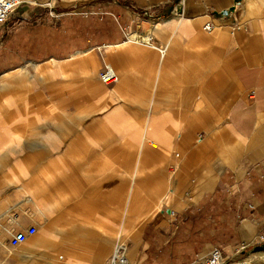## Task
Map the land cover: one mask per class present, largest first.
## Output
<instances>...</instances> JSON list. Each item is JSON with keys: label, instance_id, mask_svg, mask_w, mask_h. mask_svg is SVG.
Instances as JSON below:
<instances>
[{"label": "crops", "instance_id": "obj_1", "mask_svg": "<svg viewBox=\"0 0 264 264\" xmlns=\"http://www.w3.org/2000/svg\"><path fill=\"white\" fill-rule=\"evenodd\" d=\"M12 14L0 26L4 87L41 77L42 114L106 96L98 144L128 150L138 129L156 141H138L143 174L130 171L128 152L96 154L122 169L80 183L72 222L60 221L41 181L14 178L16 190L0 200V264H108L121 243L127 264L197 263L242 245L264 264V0H23ZM71 61L84 66L79 76L64 75ZM103 63L99 77L106 65L118 74L111 87L97 78ZM24 202L38 231L14 246L4 214Z\"/></svg>", "mask_w": 264, "mask_h": 264}, {"label": "rangeland", "instance_id": "obj_2", "mask_svg": "<svg viewBox=\"0 0 264 264\" xmlns=\"http://www.w3.org/2000/svg\"><path fill=\"white\" fill-rule=\"evenodd\" d=\"M132 33H150L152 35L151 32L137 30ZM100 52H105V49L102 48ZM104 63L112 64L109 61ZM104 63L100 66L97 74L99 80L101 79L99 73ZM61 67L64 69V75L70 77L79 76V73L84 70V66L80 67L75 61L68 62ZM62 68L56 72L60 73ZM43 71L46 76L52 75L45 69ZM34 74L35 72L32 71L31 75ZM42 80L41 77L39 79L33 77L26 86L17 81L11 82L5 87L0 80V200L8 198L9 192L16 190L17 183L14 181L16 177L21 179L19 183L22 185L29 181H41L40 192L45 189L46 193L49 192L47 194L49 197H55L56 211L60 213V221L72 222L75 214L79 216L80 213L79 209L75 212L73 205L74 191L80 188V183L84 187V184L96 180L97 169H115V167L122 169L121 161L100 160L97 157L99 155L96 154L128 152L130 159L127 165L130 171L139 169V173L143 174L149 162L133 160V157H136L141 151L138 141L142 139L150 145L151 140H155V138L146 135L144 139L142 129H138L129 130L131 142L135 143H130L128 150H123L121 145L98 144L95 135L97 132L95 118L98 117L97 115L105 116L106 113L100 112L98 109L107 104L106 96L97 97L95 94L91 98V102L87 101L83 107L68 104L64 108L59 107L57 111L42 114L40 109L42 98L38 95V93L42 94ZM115 83L116 81L108 86L111 87ZM31 100L34 105L32 112L26 109V102ZM45 114L49 116L48 122H42L40 119ZM118 114L125 115L123 112ZM28 117L29 120L34 118L33 123H27ZM22 136L24 138L22 150L15 151L12 148L13 144L20 141ZM39 141H44L46 145H38ZM86 195L89 194L83 192L82 196ZM124 201L120 200L118 208L115 209L116 232L119 229V222L122 220ZM82 203L84 204L85 201L83 200ZM160 203L163 207L164 201ZM80 206L78 204V207ZM88 216L92 218L89 220L98 219L96 210ZM120 236H122V232ZM225 254L231 259L246 257L249 259L245 250L235 249L232 253L225 252Z\"/></svg>", "mask_w": 264, "mask_h": 264}, {"label": "built area", "instance_id": "obj_3", "mask_svg": "<svg viewBox=\"0 0 264 264\" xmlns=\"http://www.w3.org/2000/svg\"><path fill=\"white\" fill-rule=\"evenodd\" d=\"M22 1L23 0H0V26L9 21L10 16L21 5ZM85 13H89V11L85 10ZM148 42H153L152 35H149ZM100 78L103 82L112 84L118 80V74L112 66L106 65L100 74ZM27 202L13 206L4 214L6 227L11 234L10 241L14 246L25 242L38 231V222L35 218L34 210ZM170 213L175 214L174 211H170ZM25 220H29V222L25 223ZM261 239L263 240L264 236H261ZM246 248V245H242L240 250ZM128 251L129 247L127 244H118L108 264H127ZM190 264H253V262L247 257L231 259L230 256L225 254L223 249L216 247L203 261Z\"/></svg>", "mask_w": 264, "mask_h": 264}, {"label": "bare ground", "instance_id": "obj_4", "mask_svg": "<svg viewBox=\"0 0 264 264\" xmlns=\"http://www.w3.org/2000/svg\"><path fill=\"white\" fill-rule=\"evenodd\" d=\"M142 39L148 41L149 40V36L145 35V36H142Z\"/></svg>", "mask_w": 264, "mask_h": 264}, {"label": "water", "instance_id": "obj_5", "mask_svg": "<svg viewBox=\"0 0 264 264\" xmlns=\"http://www.w3.org/2000/svg\"><path fill=\"white\" fill-rule=\"evenodd\" d=\"M264 246H261L260 248L258 247V249H263Z\"/></svg>", "mask_w": 264, "mask_h": 264}]
</instances>
